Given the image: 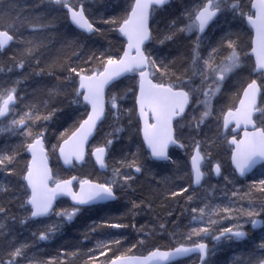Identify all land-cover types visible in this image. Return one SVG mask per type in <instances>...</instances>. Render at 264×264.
<instances>
[{
    "label": "snow or ice",
    "instance_id": "obj_1",
    "mask_svg": "<svg viewBox=\"0 0 264 264\" xmlns=\"http://www.w3.org/2000/svg\"><path fill=\"white\" fill-rule=\"evenodd\" d=\"M34 7L22 14L16 0H0V264H60L36 254L41 242L143 185V198L129 201L132 214L154 198L179 212L141 225L135 243L109 233L86 251L61 249L63 259L71 264L82 252L84 264H180L194 255L198 264H218V248L235 246L232 264H264V178L239 185L256 169L264 176V0ZM27 80L30 96L21 90ZM222 145L227 168L215 155ZM86 155L102 179L64 178L51 162L75 168ZM244 199L248 206L236 207ZM34 224L33 239H19L17 225ZM105 225L127 227L101 218L87 231ZM158 233L171 243L132 251Z\"/></svg>",
    "mask_w": 264,
    "mask_h": 264
},
{
    "label": "trees",
    "instance_id": "obj_2",
    "mask_svg": "<svg viewBox=\"0 0 264 264\" xmlns=\"http://www.w3.org/2000/svg\"><path fill=\"white\" fill-rule=\"evenodd\" d=\"M180 2L181 0H173V3L175 5H179ZM36 3L37 0H26V4L22 5L18 10H20L22 14L34 13L40 10L34 7ZM58 23H64L62 15H61V20ZM34 86L35 85L33 84L32 81L30 87L31 92ZM65 127H67V125H65ZM56 134L57 133L53 131V142H55L54 137ZM0 142H3V137H0ZM222 148L224 149V151L220 152L221 156H219V159L223 162H226L228 161L227 145H222ZM90 149H91V145L89 146V150ZM222 155H225L226 160L222 157ZM51 162L55 166L54 170L58 171L59 174L64 178H67L70 175H76V176H89L91 178L102 179L106 175V173L103 174L96 173L94 169V165L92 164L90 159H87L85 164L82 165L81 168L70 171L62 170L59 164H57L55 157L52 158ZM260 178H264V176H261L260 170L256 169V174L253 179H260ZM186 180L187 178L185 177V182ZM215 182L216 181L213 180V183ZM249 183H250V179L242 182L239 181L241 191L246 190V186ZM141 184H143L142 181ZM229 187H231V185H229ZM146 190H147V185H143V187L136 186L135 195H131V194L123 195L120 197L119 200L115 202L114 205L100 207L97 208L96 210H91V209L86 210L85 212H83L78 216V218L73 222L71 226H67L62 232L57 233L53 240L47 242H41L36 254L42 257H47L49 255L53 257H57V259L60 260V264H68V261L63 259L64 253L61 251V249H67L71 251L74 249V247H79L82 249L83 252L86 251L87 248L92 247L98 239H104L109 233L112 234L123 233L127 240L131 241L132 243H135L138 239H140L143 236V233L139 231L141 225H149L153 222H158L159 220L172 219L170 217H167L165 213L170 209H175L176 212H179L180 210V205H176L171 201L164 203L159 198H154L152 208L149 209L145 207L143 208V210L138 209L136 214H132L129 211V209L131 208V204L129 203V201L131 199H136L137 197L143 198V195L146 194ZM183 203L184 201L181 198L180 204L182 205ZM248 203L249 202L247 199L238 200L236 207L243 206L246 208L248 206ZM256 203L259 204L260 202L256 201ZM16 211H19V209H16ZM101 218L112 219L114 221L121 222L127 225V227L116 229L105 225L98 227L96 232L94 233L88 232L87 231L88 226L91 225L92 221L99 222ZM243 220H247V217H243ZM182 221L184 223L187 222L183 217H182ZM222 224L226 226L227 221L222 222ZM132 225H135V227H133ZM37 226L38 225L34 224L30 226L29 229H25V228H20V226L17 225V230L20 233L19 239L31 241L33 239L31 235V231H34ZM85 234H87L88 239L84 238ZM159 235L160 234L158 233L156 236L150 237L146 241L144 247H140L138 245V249H133L132 251L138 255L142 253L146 254V249L150 245H166L171 243L166 238L160 239ZM246 250L247 249H245V251ZM239 251L240 250L235 246L231 248L227 246L220 247L217 250L215 259L218 261V264H232L233 257L239 254ZM82 252L81 254H78L77 257L69 258L71 260V264H84V260L82 258ZM99 259H103V257H99ZM192 262L195 263V260L192 259Z\"/></svg>",
    "mask_w": 264,
    "mask_h": 264
},
{
    "label": "bare ground",
    "instance_id": "obj_3",
    "mask_svg": "<svg viewBox=\"0 0 264 264\" xmlns=\"http://www.w3.org/2000/svg\"><path fill=\"white\" fill-rule=\"evenodd\" d=\"M19 8L26 4V0H16ZM5 3H7V0H5ZM245 40H247V37L245 36ZM31 82L32 80H29V81H24L22 82V87H21V90L25 93H28L29 96L31 95V90H30V87H31ZM258 103H259V100H258ZM91 140V139H90ZM90 146V145H89ZM89 146H88V149L87 151L90 152L89 150ZM224 151V149L221 147L217 148L216 151H215V155L216 157L219 159V156H221L220 152ZM175 155L177 156H182V150H175L174 151ZM217 153V154H216ZM222 157L226 160V157L225 155H222ZM86 160L87 159H90V161L92 162V164L94 165V169L96 171V173L98 174H103L104 172L102 171H99L98 168L95 166V164L93 163L92 159H94V157H91L90 155H86ZM62 162L60 161L58 164L60 166V168L62 170H65V171H70V170H75V169H79L82 167V165H84L85 163L83 164H80L78 165L77 167L75 168H64L61 164ZM229 156H228V161L224 162L225 164V167L227 168L229 166ZM258 170V169H257ZM255 174H256V170L254 171V173H250L249 174V178L248 179H253L255 177ZM248 179H245V178H239V181L242 182V181H245V180H248ZM63 201H65L67 204H70V200L68 198H62ZM116 202V201H115ZM115 202H108L106 204H100V205H96V206H93L91 208V210H96L97 208H100V207H105V206H111V205H114ZM182 220V217L180 218ZM245 229L249 231V234L250 236L252 237H255V236H259L260 235V231H259V228H256V229H252L251 225L250 224H245ZM192 259L195 260V263L192 262ZM180 264H198V261L196 259V257L194 255L190 256V257H185V258H181V261H180Z\"/></svg>",
    "mask_w": 264,
    "mask_h": 264
},
{
    "label": "water",
    "instance_id": "obj_4",
    "mask_svg": "<svg viewBox=\"0 0 264 264\" xmlns=\"http://www.w3.org/2000/svg\"><path fill=\"white\" fill-rule=\"evenodd\" d=\"M238 131H240V135H243V132H242V130H238ZM91 139V138H90ZM92 161H93V163H94V159H92ZM62 162V161H61ZM62 164V166L64 167V168H68V166H64L63 165V162L61 163ZM95 164V163H94ZM97 168H98V170L99 171H101L100 169H99V166L98 165H95ZM75 183V182H74ZM64 198H67V197H64ZM62 199V198H61ZM70 203H71V201H70ZM106 203H108V202H105V203H102V204H106ZM100 205V204H99Z\"/></svg>",
    "mask_w": 264,
    "mask_h": 264
}]
</instances>
